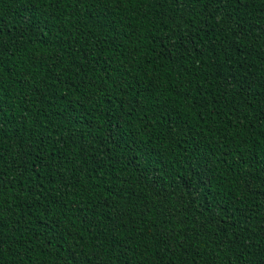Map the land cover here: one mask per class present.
<instances>
[{"label":"trees","instance_id":"16d2710c","mask_svg":"<svg viewBox=\"0 0 264 264\" xmlns=\"http://www.w3.org/2000/svg\"><path fill=\"white\" fill-rule=\"evenodd\" d=\"M0 264H264V0H0Z\"/></svg>","mask_w":264,"mask_h":264}]
</instances>
